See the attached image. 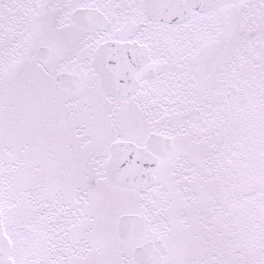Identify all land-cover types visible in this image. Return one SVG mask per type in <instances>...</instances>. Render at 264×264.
Wrapping results in <instances>:
<instances>
[{
  "label": "snow or ice",
  "instance_id": "obj_1",
  "mask_svg": "<svg viewBox=\"0 0 264 264\" xmlns=\"http://www.w3.org/2000/svg\"><path fill=\"white\" fill-rule=\"evenodd\" d=\"M0 264H264V0H0Z\"/></svg>",
  "mask_w": 264,
  "mask_h": 264
}]
</instances>
